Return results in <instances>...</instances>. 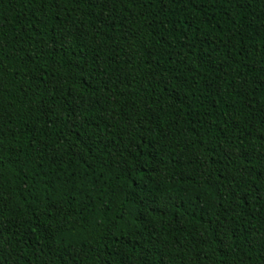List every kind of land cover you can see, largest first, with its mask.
<instances>
[{"label":"trees","instance_id":"trees-1","mask_svg":"<svg viewBox=\"0 0 264 264\" xmlns=\"http://www.w3.org/2000/svg\"><path fill=\"white\" fill-rule=\"evenodd\" d=\"M0 264H264V0H0Z\"/></svg>","mask_w":264,"mask_h":264}]
</instances>
